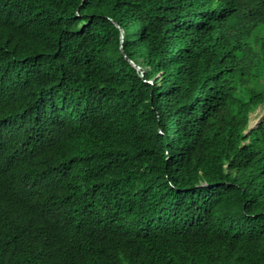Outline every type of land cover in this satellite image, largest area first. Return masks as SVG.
<instances>
[{
	"label": "trees",
	"instance_id": "1",
	"mask_svg": "<svg viewBox=\"0 0 264 264\" xmlns=\"http://www.w3.org/2000/svg\"><path fill=\"white\" fill-rule=\"evenodd\" d=\"M263 103L264 0H0V264H264Z\"/></svg>",
	"mask_w": 264,
	"mask_h": 264
},
{
	"label": "rangeland",
	"instance_id": "2",
	"mask_svg": "<svg viewBox=\"0 0 264 264\" xmlns=\"http://www.w3.org/2000/svg\"><path fill=\"white\" fill-rule=\"evenodd\" d=\"M143 72V71H142ZM156 78H152L151 80L154 81ZM150 80V81H151ZM264 115V103L259 105L251 114H250V120L249 125L253 126L256 121H258L262 116ZM252 122L254 123L252 125Z\"/></svg>",
	"mask_w": 264,
	"mask_h": 264
},
{
	"label": "water",
	"instance_id": "3",
	"mask_svg": "<svg viewBox=\"0 0 264 264\" xmlns=\"http://www.w3.org/2000/svg\"><path fill=\"white\" fill-rule=\"evenodd\" d=\"M117 27L118 28H120L118 25H117ZM120 40L122 41L123 40V30L120 28ZM122 52V54H123V56L125 57V59L127 60V61H129V63L133 66V67H135L139 72H140V75H142V69L140 68V66L138 65V64H136L135 62H133L131 59H129V58H127L126 56H125V54H124V52L123 51H121ZM264 116V115H263ZM262 116V117H263ZM262 117L258 120V121H256V123L253 125V126H250L249 124H248V130H250L251 128H253V127H255L257 124H258V122H260V120L262 119Z\"/></svg>",
	"mask_w": 264,
	"mask_h": 264
},
{
	"label": "bare ground",
	"instance_id": "4",
	"mask_svg": "<svg viewBox=\"0 0 264 264\" xmlns=\"http://www.w3.org/2000/svg\"><path fill=\"white\" fill-rule=\"evenodd\" d=\"M119 29V28H118ZM133 61V60H132ZM254 123L252 122V125H253ZM248 132V131H247Z\"/></svg>",
	"mask_w": 264,
	"mask_h": 264
}]
</instances>
